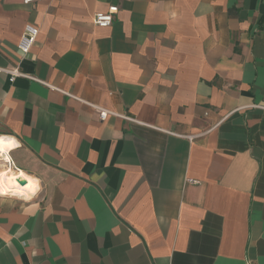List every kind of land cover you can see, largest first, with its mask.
I'll return each mask as SVG.
<instances>
[{"label": "crops", "instance_id": "1", "mask_svg": "<svg viewBox=\"0 0 264 264\" xmlns=\"http://www.w3.org/2000/svg\"><path fill=\"white\" fill-rule=\"evenodd\" d=\"M0 70V264H264V0H0Z\"/></svg>", "mask_w": 264, "mask_h": 264}, {"label": "built area", "instance_id": "2", "mask_svg": "<svg viewBox=\"0 0 264 264\" xmlns=\"http://www.w3.org/2000/svg\"><path fill=\"white\" fill-rule=\"evenodd\" d=\"M22 1H23V3L25 5H31V4L42 2V1H45V0H22ZM118 12H119L118 6H111V7H109L108 12H106V13H103V12L97 13V14L94 15V19H93L94 24L96 26H98V27H101V28L110 27L113 24V22L115 20V15ZM38 34H39L38 28H36L34 26H27L26 27L25 34L22 37L21 42L19 44V50H20L22 56H26L27 54H29L31 48L33 47V45L36 42ZM0 71H2V70H0ZM3 71L6 74H8L9 81L11 83H14L17 78H28V79H30L32 81L41 83V84L47 86L50 89L61 91L62 93H64L67 96H69L70 98L75 99V100H77L79 102H82V103L92 107L93 109L97 110L98 113H99V118H100L101 121H105L109 116H119V117H122V118H124L125 120H128V121H133V122L135 121L134 118H131L129 116L116 114V113L111 112L109 110L103 109V108H101V107H99L97 105L85 102L84 100L78 98L77 96H75L73 94H70V93L64 92L62 90H59V89L51 86L50 84H47L46 82L36 78L35 76L23 73L19 67H16V68L11 69V70H3ZM4 166L12 167L13 163L10 160H8L7 162H5Z\"/></svg>", "mask_w": 264, "mask_h": 264}, {"label": "bare ground", "instance_id": "3", "mask_svg": "<svg viewBox=\"0 0 264 264\" xmlns=\"http://www.w3.org/2000/svg\"><path fill=\"white\" fill-rule=\"evenodd\" d=\"M17 146V142L10 137L0 136V162L10 160V152ZM0 186L4 192L19 194H34L38 190L39 182L27 176L23 171L6 170L0 173Z\"/></svg>", "mask_w": 264, "mask_h": 264}, {"label": "rangeland", "instance_id": "4", "mask_svg": "<svg viewBox=\"0 0 264 264\" xmlns=\"http://www.w3.org/2000/svg\"><path fill=\"white\" fill-rule=\"evenodd\" d=\"M4 165H5V163L0 162V167H1V169L3 170V171H1L0 173H3L4 171H6V168L4 167ZM1 169H0V170H1Z\"/></svg>", "mask_w": 264, "mask_h": 264}]
</instances>
